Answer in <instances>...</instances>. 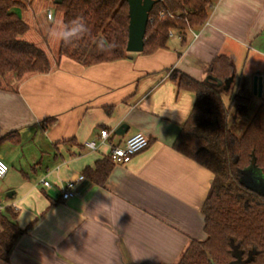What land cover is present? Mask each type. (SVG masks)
<instances>
[{
  "label": "crops",
  "instance_id": "0c3cea01",
  "mask_svg": "<svg viewBox=\"0 0 264 264\" xmlns=\"http://www.w3.org/2000/svg\"><path fill=\"white\" fill-rule=\"evenodd\" d=\"M195 31L197 38L174 31L167 48L151 55L95 66L59 58L63 33L52 49L38 31L51 71L20 81L0 76V157L14 166L0 187L22 229L38 219L0 264H178L192 241L206 239L203 206L216 177L173 148L195 95L170 75L205 81L213 60L226 56L235 72L223 92L253 91L258 75L264 97V0H214ZM122 125L127 132L117 135ZM102 130L110 132L104 144ZM137 133L149 138L147 149L114 166L104 186L85 178L77 196L62 199L66 182ZM91 141L96 151L87 148Z\"/></svg>",
  "mask_w": 264,
  "mask_h": 264
},
{
  "label": "trees",
  "instance_id": "16d2710c",
  "mask_svg": "<svg viewBox=\"0 0 264 264\" xmlns=\"http://www.w3.org/2000/svg\"><path fill=\"white\" fill-rule=\"evenodd\" d=\"M213 5L214 0H157L150 13L143 53L151 55L167 48L172 30L185 35L188 27L205 26ZM55 7L63 14L59 58L95 66L128 57L127 0H62ZM15 8L26 9L27 4L0 0V76L11 74L20 81L30 74L49 73V55L22 39L30 26ZM161 10L175 17L160 18ZM234 72L231 59L218 56L205 81L181 71L170 75L180 91L195 95L193 109L173 148L216 177L203 206L206 239L192 241L178 264H264V192L246 183L248 175L264 180V106L257 109L241 136L233 132L231 120L234 123L237 118L233 117L234 106L248 107L254 98L253 91L242 88L230 105L225 103L223 85L217 81L224 83ZM49 120L52 124L55 118ZM113 167L108 155L95 168H87L83 176L104 186ZM37 221L24 230L12 206L0 212V262H9L19 239Z\"/></svg>",
  "mask_w": 264,
  "mask_h": 264
},
{
  "label": "rangeland",
  "instance_id": "374dc122",
  "mask_svg": "<svg viewBox=\"0 0 264 264\" xmlns=\"http://www.w3.org/2000/svg\"><path fill=\"white\" fill-rule=\"evenodd\" d=\"M27 4L26 9L22 8H15L14 12L17 13L24 21H26L30 26V31L27 32L22 39L31 42L39 47L47 48L45 43L42 42L41 38L39 37V32L41 31L42 34L49 35L50 37V46L52 49H57V44L61 39L63 33V14L56 10L55 7V0H23ZM48 9H51L54 13V20L48 21ZM43 13V14H42ZM55 51V50H54ZM55 54L58 56V52ZM224 101L227 105L231 104L232 98L235 94L231 93H224ZM264 106V97L255 96L252 99L250 106L245 108H239L234 106L233 108V117L236 118V122L232 123L231 120V128L233 132L237 136H241L245 127L249 124L250 120L254 116L255 112L260 106ZM234 119V118H233ZM26 149V148H25ZM27 150V149H26ZM27 151H31V148ZM25 151V152H27ZM4 160L8 165L11 173L14 171L11 163H8L5 159L0 157ZM17 166V165H16ZM246 183L250 186H253L260 191L264 192V180L254 178L251 175H248L246 178ZM0 199L4 200L6 204H9L7 200V191L0 187Z\"/></svg>",
  "mask_w": 264,
  "mask_h": 264
},
{
  "label": "built area",
  "instance_id": "2783aa9c",
  "mask_svg": "<svg viewBox=\"0 0 264 264\" xmlns=\"http://www.w3.org/2000/svg\"><path fill=\"white\" fill-rule=\"evenodd\" d=\"M163 1V0H161ZM48 18L52 19L54 16V13L51 9H48ZM160 18H174L175 15H173L171 12L167 10H161L159 12ZM188 31L197 38L199 34L195 31V29L188 27ZM174 35V31L169 32V38H172ZM110 137V132L107 130H102L100 133L101 143H107L108 139ZM150 144L149 138L143 134V133H137L134 136H132L130 139H128L123 145L112 147L111 152L109 154L110 160L114 164V166H124L129 164L133 157H135L137 154L141 153L145 149L148 148ZM87 148L96 151L98 149V143L96 141H91L86 143ZM9 172V165L0 158V182L7 176ZM85 180V177L83 175H80L77 180L74 181H68L62 186V199L68 200L70 198H73L78 195L77 192V186L79 183L83 182ZM43 185L47 188H51L52 185L49 181L44 180ZM11 205L6 204L4 200L0 199V212L4 211L7 207ZM12 207L15 209V207L12 205Z\"/></svg>",
  "mask_w": 264,
  "mask_h": 264
},
{
  "label": "water",
  "instance_id": "95a60500",
  "mask_svg": "<svg viewBox=\"0 0 264 264\" xmlns=\"http://www.w3.org/2000/svg\"><path fill=\"white\" fill-rule=\"evenodd\" d=\"M129 5V34L127 43L128 53H142L145 47V39L150 13L153 10L157 0H127ZM56 4H61L62 0H55ZM234 75V74H233ZM233 80V76L225 81H217L218 85H226ZM253 94L263 96V78L254 77ZM128 126L122 125L116 132L117 135H123L127 132Z\"/></svg>",
  "mask_w": 264,
  "mask_h": 264
}]
</instances>
